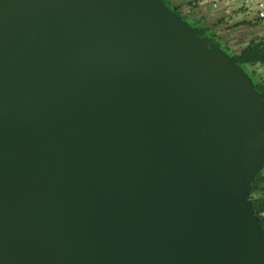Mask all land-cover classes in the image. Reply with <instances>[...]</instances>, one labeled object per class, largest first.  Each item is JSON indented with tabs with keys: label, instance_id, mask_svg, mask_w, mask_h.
<instances>
[{
	"label": "water",
	"instance_id": "1",
	"mask_svg": "<svg viewBox=\"0 0 264 264\" xmlns=\"http://www.w3.org/2000/svg\"><path fill=\"white\" fill-rule=\"evenodd\" d=\"M171 0H0V264H264V99Z\"/></svg>",
	"mask_w": 264,
	"mask_h": 264
},
{
	"label": "flooded vegetation",
	"instance_id": "2",
	"mask_svg": "<svg viewBox=\"0 0 264 264\" xmlns=\"http://www.w3.org/2000/svg\"><path fill=\"white\" fill-rule=\"evenodd\" d=\"M199 2L197 3V9L202 14V17L206 20H211L213 23L207 31L227 39L231 47L237 43L246 44L264 40V31H260V28L259 30L257 29L258 24H253L258 23L259 20L256 22H246L240 19L241 10L234 8L235 3L222 1L203 6ZM217 16H222V18L214 21L213 18ZM258 93L264 99V87L259 88ZM252 191L256 194V198L251 202L252 206L264 226V176L256 177L252 184Z\"/></svg>",
	"mask_w": 264,
	"mask_h": 264
},
{
	"label": "trees",
	"instance_id": "3",
	"mask_svg": "<svg viewBox=\"0 0 264 264\" xmlns=\"http://www.w3.org/2000/svg\"><path fill=\"white\" fill-rule=\"evenodd\" d=\"M178 6L177 13L195 21L201 31H207L212 26L211 20H206L197 9L199 0H171ZM233 47L238 50L231 54L235 64L242 67L253 79L257 92L264 87V40L254 43H237ZM261 222V221H260ZM262 224V223H261Z\"/></svg>",
	"mask_w": 264,
	"mask_h": 264
},
{
	"label": "rangeland",
	"instance_id": "4",
	"mask_svg": "<svg viewBox=\"0 0 264 264\" xmlns=\"http://www.w3.org/2000/svg\"><path fill=\"white\" fill-rule=\"evenodd\" d=\"M203 6H207L210 3H206L203 0H199ZM234 8L236 9H240V19L245 20L246 22H256L257 20H259L258 23H253V24H258V30L260 28V31H264V19L261 20L259 19V7L257 4L254 3H245L244 1H239L236 2L234 4ZM222 16H217L215 18H213L214 21H218L219 19H221ZM257 30V31H258Z\"/></svg>",
	"mask_w": 264,
	"mask_h": 264
},
{
	"label": "built area",
	"instance_id": "5",
	"mask_svg": "<svg viewBox=\"0 0 264 264\" xmlns=\"http://www.w3.org/2000/svg\"><path fill=\"white\" fill-rule=\"evenodd\" d=\"M206 3H219L222 1H228L231 3H236L239 1H244L245 3H254L257 4L260 11H259V19H264V0H203Z\"/></svg>",
	"mask_w": 264,
	"mask_h": 264
}]
</instances>
